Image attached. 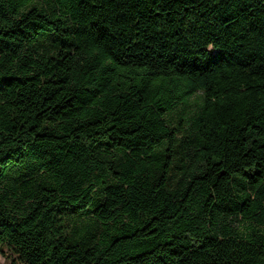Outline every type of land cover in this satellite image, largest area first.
<instances>
[{"label": "trees", "instance_id": "trees-1", "mask_svg": "<svg viewBox=\"0 0 264 264\" xmlns=\"http://www.w3.org/2000/svg\"><path fill=\"white\" fill-rule=\"evenodd\" d=\"M9 264H264V0H0Z\"/></svg>", "mask_w": 264, "mask_h": 264}, {"label": "rangeland", "instance_id": "rangeland-1", "mask_svg": "<svg viewBox=\"0 0 264 264\" xmlns=\"http://www.w3.org/2000/svg\"><path fill=\"white\" fill-rule=\"evenodd\" d=\"M0 264H9V260L0 254Z\"/></svg>", "mask_w": 264, "mask_h": 264}]
</instances>
